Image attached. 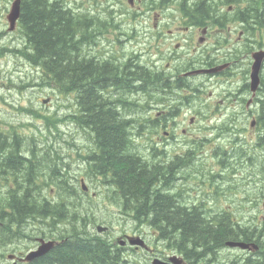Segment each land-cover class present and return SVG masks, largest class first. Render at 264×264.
Returning a JSON list of instances; mask_svg holds the SVG:
<instances>
[{"label":"trees","instance_id":"16d2710c","mask_svg":"<svg viewBox=\"0 0 264 264\" xmlns=\"http://www.w3.org/2000/svg\"><path fill=\"white\" fill-rule=\"evenodd\" d=\"M61 1L63 0H21V15L19 21L23 27V46H27L30 52L22 50L19 52L25 61L42 72L44 80H50L56 84L60 92H78V98L81 104L75 102L74 110L82 106L85 110V115L80 117L79 120L83 123H80L82 128H77V130L71 134L70 140L76 135H80L82 137V142H85L90 148L88 149V155L76 156L75 160L71 159L70 155L68 157L70 163L57 161V155L52 151L56 142L55 140L60 137V135H57L59 127H57L56 123L59 121H70L71 118H73L75 125L79 127L78 119L74 116L69 118L61 116L60 118H53L52 121H45L43 134L47 140L49 136L52 135L51 132H55L56 134H53V137L50 138V143H52V145L43 151L37 149V145L35 144L41 143L35 137L33 138L32 135L24 139L27 143L32 144V146L27 145L21 147L19 142L7 145L8 142H6V139L3 137L4 135L0 134V155L5 154L4 162L7 161L9 167L17 173L22 174V181L24 178L29 177L26 179L25 185L30 189L19 190L16 178L10 174L12 170L8 171L10 173L3 171L2 175L8 176V179L0 181V184H2V186L6 185V192L10 193V195L7 194L9 198L6 196L4 198L5 205L8 206L7 209L3 208L0 201V232L4 235H8L12 227H18L20 229L26 220L30 218L32 220L36 218L57 219L60 224H62L61 226L63 229L66 228V226L68 227L69 223H62V221L58 219L63 214H61L62 212L59 213L56 211L57 206H59L56 204V201H47L45 198H42L43 200L40 204L39 199L36 201L33 200L32 193L36 190L52 189L57 196V200H59L60 195L58 191L61 189V191L64 192V190L62 189L63 186L61 188H58V186L65 185L66 183L71 192L75 193L77 189L81 191L80 184L78 187H73L69 184L67 178V173L72 170L71 163L76 162L77 165L83 167L82 177H86L87 180L91 179L87 178L88 176L92 178H101L99 184L102 180V183L106 186V190L110 193V200H112L114 196L120 201L123 199L126 206L129 207L124 208L128 210V214L132 212L131 217L138 225L145 224L150 227L154 233L157 234V240L163 241L167 248L175 250L177 254H183L186 260L189 259L192 262H204L206 264H223V260L218 258L220 257V251L224 248L223 243L229 239L232 242L242 241L255 245L260 239L261 244H264V222H262L261 225L251 221L243 223L238 220V217H236L233 211L226 210L228 213L226 216L223 215L224 213L222 212L212 214L211 212L213 211L205 210L198 205L196 208L194 207L196 206L195 203H193L194 206H191L189 210H186V208L181 205L180 202H183L181 193L179 192L181 190L177 188L170 189V187L174 185L173 180L183 179L185 180L183 184H188L200 178L192 174V169L195 168H192V165L190 166V164H193L191 153L185 156H173V159L171 157L162 156L157 161L156 159L148 161L149 159L143 156L140 147L138 145L135 146L133 139L130 137L128 131L130 128L129 126L138 128V132L136 133L138 136L142 134L146 128L153 129L157 124L166 126L167 128L168 117L171 118L173 122L174 118L177 116L178 110H169L164 115L160 113L156 117L139 115V109H144L146 106L149 107V104L156 102L155 96L169 98L173 95L170 99V101L174 102L172 105L176 104L189 107H193V98H199V96L180 95L178 91H176L179 89L146 87L147 81H145L140 74V67L136 61V65L132 70L129 68V65H120L119 67L118 65L120 63L114 64L116 67L102 63L92 64L90 59H87L81 54V46L91 45V39L87 37L80 38L79 43L76 40V35L71 36L68 42H65L63 39L66 33L71 32V29H69V25H71L70 19L75 16H72L69 13L70 11H65V8L60 9V6L58 11H55L54 8H57L56 3L60 4ZM167 1L168 0H159L157 4L152 5H155L157 8ZM47 2L52 5L51 9L49 7L47 8ZM207 2L203 1L202 3L194 5L193 14H188L187 18L193 20L194 15L200 13L199 15L202 16L204 21L210 20L218 27L223 26L227 18H221L218 10L216 17L211 19L206 18L204 10L198 11V6L201 4L205 6ZM34 6L37 8L34 9ZM147 6L150 7L151 5ZM246 13V10H243L240 16ZM63 15L64 17H70L68 20L69 22H63L62 24L59 19ZM254 15L256 16V20L257 18L261 20L259 17L260 13L255 12ZM132 17L133 16H131V18ZM39 19L41 20L40 28H46L45 32L34 31L33 22ZM43 19L47 20L50 26H44ZM75 22L76 20H74V24ZM88 25L89 21L85 20V22L82 23V31L89 33L91 30ZM28 26H31L33 29L29 30ZM47 48H50V50ZM2 50L5 51L6 49L2 48ZM71 50H74L73 52H77L80 55L82 68L74 64H71L72 69H69L70 66H64L63 60L72 52ZM8 51L10 52V49H8ZM32 51L33 54H31ZM46 51L49 52L48 56L45 53ZM56 51L57 53L54 56V52ZM49 56L54 59L48 61L46 57ZM128 63L131 64L132 68L134 62L128 61ZM58 68L63 71H58ZM66 69L72 73L70 76L64 72ZM107 75L110 76V80L107 79ZM118 84L122 86L123 89L118 91L120 95H118L114 101L125 103L128 99H124L123 95H126L128 92H143L146 97L144 105L139 101H132L130 103V105L133 106V110L127 114L132 117L139 115L140 119L132 121L134 125L130 124L132 118H129L128 115L118 114L116 111L118 106L114 101H110L113 100V94H119L113 91L114 87L119 88ZM67 87L69 89H67ZM104 95L110 99H101ZM159 104L163 105L162 102ZM141 106L144 107L141 108ZM124 109L129 110L127 106H125ZM117 115L121 117L126 116L127 119L122 117L119 121H112L113 116ZM33 117L35 119H40L39 116ZM50 124L51 127L49 126ZM142 124H145L147 127L144 128ZM222 136L231 138L232 135L224 134ZM157 140L158 137L151 143H146L151 157L156 153L158 156L160 152ZM201 143L202 142H193L192 144L194 145L191 147H199ZM1 146L3 149H1ZM235 146L236 145L232 148H223L219 144H215L213 147V155L222 162V166L226 170L230 168L237 169V166L243 167L244 160L247 161L250 166L254 167L253 165L257 162L255 155L247 153L243 148L232 154L231 152L236 148ZM135 148L139 150H135ZM186 151L189 150L186 149ZM261 154L264 160V151ZM15 155H18V162L13 159ZM140 161L145 162V167L138 165ZM180 161H185L188 166H183ZM0 162L3 161L0 160ZM39 163L41 165L44 164V170L40 171L38 169V172L37 168ZM56 163L60 164L61 167L57 168ZM86 165L87 169H85ZM3 166L5 165L3 164ZM3 166L0 164V168ZM146 169H150V172ZM188 169H191L192 172L188 173ZM63 170H66V172L62 175ZM45 172L49 173L50 177H46ZM260 172L262 177L261 180L264 185V162L261 164ZM60 176L65 179V182L60 183L58 181ZM213 178L212 176L211 182H214L215 179ZM163 182H166L165 186H163ZM188 186L185 185V188ZM155 190L159 192L157 193ZM127 197L130 198L132 201L131 203L126 199ZM91 215H94L92 211L85 212V216ZM202 215L207 217L208 221L202 219ZM12 216H16V218ZM26 217L29 218L26 219ZM255 218L257 219V215ZM214 219H216L215 223L211 221ZM57 220H55V222ZM79 226L85 228L83 224H79ZM67 231L69 233L61 237L62 240L66 239L64 244L53 249L49 254L36 258L30 264H61V261L64 260L62 264H76V261L84 260L81 258L83 253L84 256L89 257L90 264H100L95 263V260L96 262H101V264H115L117 262L110 257L115 256L118 251L110 255L112 253H107L105 246L101 243V241H104L106 243L105 245L108 247L107 250H109L112 246L111 241L96 236L93 239L85 238L89 245L88 247H85L82 243H74L72 245L73 237L70 236L69 229ZM27 237L30 238L31 235H27ZM8 238L9 237H7L6 240L10 239ZM237 259L239 258H233L230 264H259L258 262L260 260V258L256 259L255 255H251L245 259L243 258L240 262H238Z\"/></svg>","mask_w":264,"mask_h":264},{"label":"rangeland","instance_id":"374dc122","mask_svg":"<svg viewBox=\"0 0 264 264\" xmlns=\"http://www.w3.org/2000/svg\"><path fill=\"white\" fill-rule=\"evenodd\" d=\"M13 1L14 0H10V2H13ZM72 1H75V0H72ZM77 1L80 7L76 6V4L71 3V6L73 7L76 6L74 9L75 12L77 11L78 13L85 15V16L90 15L98 23L101 22V23L107 24V27L111 28L113 26L117 28L119 30L120 35H123V33L128 35L134 43L143 42L148 45V47L150 48V56H147L145 53H140V52L135 54L134 57L131 54L128 55L129 58H133L134 61H137V64L140 66L142 64L149 66L150 65L149 61L151 60L158 63L159 60L164 59V63L167 62V60L170 58V55L172 56L170 52L173 51L175 53L176 49L178 48V42L180 41V39L184 38L183 34L187 27V22H186L187 12L186 11L193 13L194 8H191V6L194 7V5L201 3L200 0H196L195 2H193L192 0H168V2H166L165 4L160 5L155 10L148 12L143 16H134L127 9L126 6L123 8L120 0H107L108 2L107 7L101 6L96 9L93 6H90V7L81 6L82 0H77ZM59 5L60 4L56 3L57 8H54L55 11H58ZM48 7L51 9L52 5L47 2V8ZM77 7H79L78 10H77ZM213 7H214V2H208L207 5L205 6L203 4L198 6L200 10H204L207 13V18L211 16V13H212L211 8ZM33 8L36 9L37 7L34 6ZM81 9L83 10V12L81 11ZM110 10H111V14H110ZM248 15L249 13L243 14V17L246 18ZM260 15H259L260 18H264V15H261V16ZM74 16L76 17V15ZM131 16L133 17L131 18ZM196 16L199 17L200 15L196 14ZM69 18H70L69 16L64 17L63 15L61 16L59 20H61L63 24V22L64 23L68 22ZM79 19L82 22V17H79ZM43 20H44V26L45 25L50 26L47 20L45 19ZM159 23H160L162 30L157 29L156 25ZM33 25H34L33 26L34 31H38V32L46 31V28H43V29L40 28L41 26L40 19L34 21ZM1 26L2 25L0 24V28ZM28 27H29V30L33 29L31 28V26H28ZM69 29H71V32L66 33L63 36V39L65 42H68L71 36H74L76 34L75 32L77 31L74 29V26L72 25H69ZM8 31L9 30H5L3 33H1V36H0V48L5 47V44L8 45V49L10 48V56H11V57L9 56V51L6 48H5L6 49L5 51H0L2 52V55H3V56H0V82H1L0 83V123H1L0 134L4 135L3 137L6 139V142H8L7 145L13 144L15 142H19L21 147L32 145V144L27 143L24 140L25 136L32 135L33 138L35 137L41 143V144H35L37 145V149L40 151H43L46 148H48L50 145H52V143H50V138L53 137V134H56V133L52 132V135L49 136L47 140V138L43 134L44 131L38 128L36 122L33 119H31V116H34V115L26 116L25 113L23 112L24 102L20 99L21 92L17 90H13L11 84L9 83L12 82L14 85L18 87H22V84H24L22 82L23 77L21 76L22 67L25 64L29 65L33 73L39 79L45 82L47 81L44 80L42 73L40 72L38 68L29 64L27 61H25L21 57V54L19 52L20 50L30 52V49L27 46H23L24 36H23L21 28L19 27L18 31L16 32L13 31V33L8 32ZM76 40L80 41V37L77 38L76 36ZM122 40L123 42H126L125 39H122ZM92 41H91L92 45L81 46V54L84 57H86L87 59H95L98 62L107 63V64L122 63L121 57L124 56L123 54L125 53V51L119 50V44L117 43L109 44V43H106L105 41L103 42L101 41L98 35L96 36L95 39L92 38ZM175 43H176V46H175ZM123 47H126V46L124 45ZM47 49L50 50V48H47ZM71 51L72 52H70L67 55L66 59L63 60L64 66L65 67L70 66L69 69H72L71 64H74V65H77L79 68H82L80 55L77 52H73L74 50H71ZM103 52H110L116 58L114 60L109 59L110 60L109 61L108 59L105 58V56L102 55V54H105ZM45 53L48 56L49 52L46 51ZM56 53L57 51L54 52V56L56 55ZM31 54H33V51ZM51 56L46 57V59L48 61H52V59L54 58H52ZM95 60H91V63L92 64L98 63ZM201 60H207L208 62L215 61L214 62L215 64H222L224 62H227L229 65L226 68V70L215 76V78L217 79H227V80L235 77L239 72H241L242 68L247 63V59L244 56H240V55L233 54V53H219L216 55H209L208 57L204 59H199V58L190 59L188 61V64L192 65L193 63H199ZM32 64H35V63H32ZM135 65L136 63L132 64V69L134 68ZM177 67L181 70L184 69L186 67V61L177 63ZM57 70L63 71L60 68H58ZM64 72L68 76L72 74L67 69L64 70ZM143 74H144V69H143ZM144 75L147 76L146 74ZM107 76H108L107 79L110 80V76L109 75ZM148 76L152 77L156 75L148 74ZM51 91L56 93V91L54 90H51ZM113 91H116V88H114ZM64 94H71V93H64ZM47 97H51L54 99L50 104V106H53V109L51 110H50V106L47 103H45V100H44ZM54 97H55V94L47 95V96L36 95L32 97H31V94H28V102L33 104L38 110V113L43 116L60 117V114H58L56 110H59L60 113H64L65 115L68 111L75 109V101L64 103L60 106V102H58V100H56ZM143 97H144V93H138L137 96L123 95L124 99H128L131 102L132 101L136 102L142 99ZM248 98H249L248 95H246L245 93L243 95H240L239 97H236L235 95H233L231 98L227 100V107H225L226 115L222 123L223 129L217 133V131L213 127H211L212 134L210 137V141H212V143L207 147L205 153L212 150V147L215 144L226 146V148H232L234 145H236L235 146L236 148L232 150L231 152L232 154H234L237 150L241 149L243 145H245L250 149L252 153H254L257 156L256 158L257 162L255 164V167L250 166V164L244 160L243 167L237 166L236 167L237 169L230 168L226 170L223 168L222 163L220 162L219 159H217L216 156L212 155L210 157L204 158V161L201 162V163H205L204 166L202 165L203 175L206 176V171H207V174L208 172L211 171V176H213L214 177L213 179H215L216 181L214 183L213 182L210 183L208 181V184H207L208 189H211V192H212V188L217 183V187H219V191L216 192L214 196L211 197L210 195L207 199H203V202L199 207H204V204H205V206L208 205L205 207L207 210L213 211L211 212L212 214L222 212L224 213L223 215H226V216L228 215L226 210L233 211L235 212L236 217H238V220H240L241 222L247 223L251 221L258 225H261L263 222L262 217L264 213L258 210V208H256V204L262 208L261 206L262 201H261V198H259L258 192L257 191L255 192L253 185L256 184L254 183V181L257 182L256 176H258V170L260 171L259 168L263 161L260 159L263 158L262 157L263 155L261 153L264 151V139L260 137H259L260 139H258V136L259 134H261V136L264 137V134L261 132L256 133V134L253 133L255 129L248 127V124L246 126L244 124V126L246 127V130L242 133L240 132L241 127H242V122L245 123V120L249 119L248 116H246L244 119L242 118L243 110H244V107L246 106L245 105L246 99ZM63 102L64 101L62 100V103ZM218 103L219 105H222L223 102L219 101ZM12 106L14 107L15 110L11 111L10 107ZM125 106H127L130 111L133 110V106H131L130 103H125L124 105L117 108V113L118 114L120 113L121 115H127L126 113L127 110L124 109ZM211 109L212 108H209V111H211ZM151 110H152V113L162 112L161 108L159 107L149 108L146 106L145 112H141L139 115L141 116L146 115L148 114V112H150V115H152ZM247 110L249 109L247 108ZM165 113H163V115ZM122 117H125V116H122ZM122 117L120 115L113 116L112 121L114 122H116L117 120L119 121L122 119ZM185 118H188V117H185ZM185 118L181 117L178 120L177 125L173 126L172 119L168 117V121H167L168 128H166V126H162L158 124L154 126L153 129L149 128L151 135H150V140H148L147 143H151L154 139H156L160 135H163V132L167 131L169 133L168 135H173V137L171 138L168 136L166 137V139H164L170 142L165 147L171 146L174 148L175 150L174 152L181 153V154L184 153V151L180 149L181 143L190 144L191 142L186 143V141H188L191 138L195 139V137H196L195 140L197 141L201 139L200 138L201 135L205 133L201 125V123L204 121L203 119V120L196 121L192 125L191 132L193 133V136H191V134L180 135L182 129L179 127V123L181 124ZM198 118L200 119L201 117H198ZM189 121L191 122V119ZM57 124H62L60 125L61 127L60 131L57 133V135H60V138L55 140L56 142L53 146L52 151L56 153L58 162L69 163L68 155L72 154L71 158L74 159L75 155L78 156L79 153L84 152V150L82 149V146L84 145L87 146V144L85 142H82V137L80 135H76L72 140H70L72 132L67 128L68 124L66 121L65 122L59 121L57 122ZM81 124L83 123L81 122ZM185 124L186 125H183L182 128L187 127L188 125L187 119L185 121ZM75 127L76 126H73L70 129H74ZM156 127H158L157 136H155V130H154V128ZM38 132H41L42 134H38ZM131 132H132L131 137L134 141L135 146L138 145L141 148L142 143H141L140 136L136 135V133L138 132V128L133 126L131 129ZM217 134L219 135L220 134L222 135L231 134L232 136L231 138H226V136H222L221 138L217 139L216 138ZM200 142H202V140ZM145 146L147 145L145 144ZM141 151L143 155H148V159L149 161H151L152 157L150 156L149 149L147 148V150H141ZM20 152H21V149H20ZM0 156H2L0 157V160L3 161V162H0V164L5 165L0 169V181L8 179V176H4L1 174L3 171L8 172L12 170V173L10 172L8 173H10L12 176L16 178L17 183H18V189L19 190H30L29 187L25 185V181L29 177L24 178L22 181V178H21L22 174L17 173L15 170L9 167L7 164V161L4 162L5 154H2ZM17 156L18 155H15L13 159H15L18 162ZM56 164H57V168L61 167L60 164L58 163ZM138 165L145 167L146 164L145 162L140 161ZM38 169L40 171L44 170V164L41 165L39 163L38 168H37V171L39 172ZM146 170L150 172V169H146ZM65 172L66 170H63L62 175ZM187 172L190 173L192 172V170L188 169ZM195 173L196 172H192V174L194 175ZM67 175L68 176L72 175L71 177H73L74 179H77V174L74 170L69 171ZM203 175L200 174L196 176L202 177L203 179ZM45 176L50 177V174L45 172ZM219 176L221 177L222 180L218 179ZM58 181L60 183L65 182V179L61 178L60 176ZM173 181H174L173 182L174 185L170 188L171 189L177 188L178 190H181L179 192L181 193L183 202H180V203L183 207L186 208V210H189L191 206H194L193 203H196V201H199L201 199L200 190L198 188V186L200 185L199 178L192 184V186L183 184L185 183V180L183 179L173 180ZM179 181L181 183H179ZM68 182H69V178H68ZM197 182H199V185L194 186L195 184H197ZM88 183H89L90 189L93 191V193H95V198H91L83 194L81 191H79V189H77L75 193L71 192V190L68 188L67 183L65 185L58 186V188H61L63 186L62 189L64 190V192L61 191V189L58 191L60 195L59 200H57V196L56 194H54V191L52 189L36 190L32 193L33 200L36 201L39 199L40 204H41V201L43 200L42 198H45L47 201L48 200L56 201V204L59 205L57 206L56 211L59 213L62 212L61 214H63L58 219H60L62 223H69L68 229L70 231V236L73 237L72 245L74 243H82L83 245H85V247H88L89 245L87 244L85 240L88 234H91L92 236H99L103 239H106L107 241L109 240L112 241L114 240L116 236H121L123 234L134 235L133 233L130 234V232H137V233H142L140 236H142L146 240L147 244L150 243L151 245L150 247L153 250L159 251V250H162L163 248H167L166 244L163 241L157 240L156 234L150 227H148L145 224L138 225L132 219L131 217L132 212L128 214V210L124 208L127 206L123 199L120 201L118 198L114 196V198L109 203L108 200L104 198L105 196L103 195V193L100 192L101 185L99 184L98 181L89 179ZM165 183L166 182H163V186H165ZM69 184L73 187L79 186L71 182H69ZM185 185H187L188 187L185 188ZM1 186L2 184H0V201L2 205L6 206L4 202L5 196L8 197L6 195V187H5L6 185L2 187ZM156 190L155 192L158 193L159 191H156ZM188 190L191 191V198H189V196L186 193V191ZM219 192L220 194L218 195ZM7 194L10 195V193H7ZM126 199L129 200V203L132 202L130 198L128 197ZM91 201L92 203L90 205L89 203ZM108 204H110V206H107ZM85 207L87 208V210H91L92 214L94 215L85 216V212L87 211L85 210ZM194 207L197 208V206H194ZM256 215H257V219L255 218ZM12 217L16 218V216H12ZM28 218L29 217H26V219ZM201 218L208 221L207 217L203 215L201 216ZM211 221L215 223L216 219L211 220ZM79 224H83L86 227L79 230L77 228ZM61 225L62 224H57V225L50 227L47 224V219H43L42 222L41 221L36 222L35 220L33 221L30 218L26 220V222L21 226L20 229L18 227L17 228L12 227L11 232L8 235H4L0 232V237H4L5 239L9 237L10 239L9 238L8 239L9 241H11L10 247H6V245L5 246L0 245V264H10V262H8V259H7L8 256H16V259H17L16 261L18 263L22 262L23 253H26L28 250L37 251L38 248L41 247V244L39 242L34 243L35 242L34 238L43 237V236H46L47 238H55L54 232H57L63 229ZM99 225L108 227L110 231L102 235L97 234L96 231H98L97 229ZM53 228H55L56 230ZM45 230L50 231V232L48 234H40V232H43ZM78 232H81V233H78ZM62 233L61 234L65 236L69 232L66 231L65 233L63 231ZM27 235H31V237L28 238ZM227 242H230V239L226 240L223 243L224 246H226ZM25 246H30L31 248L27 249ZM224 249H228V248L225 247ZM232 251L234 253H237L234 250ZM106 252L109 254L112 253V252H109L107 249H106ZM238 253H240V251ZM110 255H113V253ZM140 257H141L140 255L136 257L138 264H146V262L143 260L144 258L142 257L140 258ZM81 258H83L84 260L76 261V264H82V263L90 264L89 257L84 256V253L82 254ZM243 258L245 257H240L239 259H237V261L240 262L241 259ZM218 259H225L223 260V262H225L226 264H230L233 261V256H231L229 253H228V256H223V253H222ZM64 261H61V264ZM94 262L101 264V262H96V261Z\"/></svg>","mask_w":264,"mask_h":264},{"label":"bare ground","instance_id":"6f19581e","mask_svg":"<svg viewBox=\"0 0 264 264\" xmlns=\"http://www.w3.org/2000/svg\"><path fill=\"white\" fill-rule=\"evenodd\" d=\"M68 1V4H69V6H71V3H73V4H77V0H75V1H72V0H67ZM18 2H19V12H18V18H17V21H16V24H15V26L13 27V28H11L8 32H11V33H13V31H14V29L17 27V23L19 22L20 23V15H21V0H18ZM168 2V1H167ZM242 2H243V0H223V1H220V2H217V3H214V10H218L217 8H218V6L219 5H222V4H235V5H238V6H242ZM256 2L257 1H249V4L247 3V5L245 6V8L244 9H246L247 7L248 8H251V6L252 5H255L256 6ZM202 3V2H201ZM84 4V3H83ZM216 4V5H215ZM107 5V2L105 3V5H103L104 7H107L106 6ZM77 6V5H76ZM76 6H74V7H65V9H66V11L67 12H69L72 16H74V15H76L77 14V11L75 12L74 11V9H75V7ZM256 7H258V6H256ZM198 9V11L200 10L199 8H197ZM243 9V10H244ZM64 10V9H63ZM182 10V9H181ZM183 11V10H182ZM196 11V10H195ZM184 12V11H183ZM186 12H188V11H186ZM110 14H111V10H110ZM193 14V13H192ZM200 14V13H199ZM204 14L206 15V18H207V13L204 11ZM203 14V15H204ZM191 15V14H190ZM110 16V15H109ZM238 21H240V20H238ZM249 22H252V21H249ZM243 23V22H242ZM247 22H244V24H246ZM253 24V23H252ZM19 27L21 28V30H22V32H23V27L21 26V23H20V25H19ZM261 28H264L263 26H260ZM6 34H8V33H6ZM183 34V33H182ZM2 48H6V49H8V45H6L5 44V47H1L0 48V51H4V50H2ZM10 49V48H9ZM9 56H10V52H9ZM11 57V56H10ZM90 60H95V59H90ZM95 61H97V60H95ZM98 62V61H97ZM98 63H101V62H98ZM102 64H106V65H114V64H107V63H102ZM120 65H122V63L121 64H119L118 66L120 67ZM189 65V64H188ZM229 65V64H228ZM140 68H141V66L140 65H138ZM129 68L132 70V68H131V66L129 65ZM130 70V71H131ZM41 72V71H40ZM211 73H214V71H210ZM42 73V72H41ZM49 73V72H48ZM52 74V73H51ZM22 77H23V80H22V82L24 83V84H22V87H18V86H16V85H14L12 82L11 83H9V84H11V86H12V88H13V90H17V91H20L21 93H20V99L24 102V106H23V112L25 113V115L26 116H29V115H34V116H43V115H40L39 113H38V110L36 109V107L33 105V104H31L30 102H28V94H31V97L32 96H36V95H43V96H47V95H53V94H55V99L56 100H58V102H60V106L62 105V104H64V103H66V101H65V97H64V93H74V92H63V91H59L58 89H57V85L56 84H54L53 82H51L50 80L48 81V80H46L47 82H45V81H43V80H41V79H39L34 73H33V71H32V69L29 67V65L28 64H25L23 67H22V75H21ZM43 76V75H42ZM215 77V76H214ZM1 83V82H0ZM118 86H119V84H118ZM114 88H116V93H119L118 91H120V90H122L123 89V87L122 86H119V88H117V87H114ZM51 90H54V91H56V93L55 92H53V91H51ZM58 90V91H57ZM106 93H110V92H106ZM141 93H143V92H141ZM104 94V93H103ZM118 95H120V93L119 94H113V100H110L111 102H113L116 98H117V96ZM126 95H135V96H137L138 95V93L137 92H134V93H126ZM233 96V94H229V97H228V99L229 98H231ZM103 99H110V98H108V97H106V95H104L103 97H102ZM101 98V99H102ZM141 98V97H140ZM227 99V100H228ZM45 100V103H47L49 106H50V104H51V102L54 100L53 98H51V97H47L46 99H44ZM62 100L64 101L63 103H62ZM115 103H116V105L118 106V107H120V106H122V105H124L125 103H131V101H129V100H127L125 103H122L121 101H114ZM246 103H247V100H246ZM246 103H245V105H246ZM144 106H141V108H143ZM225 107H227V102H226V104H225ZM10 109H11V111L12 110H15L14 109V107L12 106V107H10ZM51 109H53V106H50V110ZM55 109V108H54ZM29 110V112H30V114H29V112L28 113H26V111H28ZM56 110V109H55ZM70 110V109H69ZM33 111V112H32ZM117 111V110H116ZM56 112L58 113V114H60V116H65L64 115V113H60L59 112V110H56ZM139 112L141 113V112H145V108L144 109H139ZM146 115H150V113H148V114H146ZM152 116V115H151ZM124 118V117H123ZM139 117H133L132 119H131V121H134L135 119H138ZM78 119V118H77ZM186 119L188 120V125H187V127L186 128H182V126L183 125H186L185 124V121H186ZM191 118H185L184 119V121H182V123L180 124L179 123V127L182 129L181 130V134L180 135H187V134H191V136H193V133L191 132V127H192V125L196 122V121H199V120H203L204 118H200V119H198V118H196V119H191V122L189 121ZM140 120V119H139ZM67 122V124H68V126H67V128L73 133V132H75L76 130H77V128H82L81 127V124H80V121L78 120V125H79V127H77L76 125H75V123L74 122H71V121H66ZM133 124V123H132ZM56 125H57V127H59V131H60V129H61V127H60V125H62V124H57L56 123ZM134 125V124H133ZM201 125H202V129H204V134H202L201 135V139H199V140H197V141H193V142H200L201 140H202V143H201V145L199 146V147H191L190 146V144H183V143H181V145H180V149H182L183 151H184V153H177L176 155L177 156H180V155H183V156H185V155H189V153H191L192 155H191V158H193V164L194 163H196V162H198V163H201V162H203L204 161V158H207V157H210V156H212L213 155V147H212V150H210V151H208L207 153H205V151H206V149H207V147L212 143V141H210V137H211V127H212V125L209 123V121H207L206 119H204V121L201 123ZM50 127H51V124L49 125ZM73 126H76L74 129H70L71 127H73ZM142 126H144V128H146L147 126L145 125V124H142ZM167 128H168V126H167ZM10 129V128H9ZM154 130H155V136H157V134H158V128H154ZM50 132H51V129H50ZM209 132V133H208ZM39 134H42L41 132H38ZM52 133V132H51ZM22 134V133H21ZM150 131H149V128H146L145 129V131L142 133V134H139V136H140V139H141V150H147V146H145V144L148 142V140H150ZM30 136V135H29ZM29 136H25V138L26 137H29ZM60 138V137H59ZM58 138V139H59ZM216 138L218 139V138H220V136H216ZM10 139V138H9ZM195 139H196V137H195ZM192 142V143H193ZM12 145V144H11ZM192 145H194V144H192ZM32 146V145H31ZM1 149H3V147L1 146ZM4 149H5V146H4ZM82 149L84 150V152H82V153H79V155L78 156H83V155H88V149H89V147H87L86 145H84L83 147H82ZM180 149H178V150H180ZM186 149L187 150H189V151H191V152H189V151H186ZM70 155H72V154H69L68 156H70ZM77 156V157H78ZM144 157H146L147 159H148V155H143ZM162 156H165V157H171V155H167V154H164V153H159L158 154V156H157V153L152 157V159H151V161L152 160H154V159H156V161L158 160V159H160ZM4 157V156H3ZM5 158V157H4ZM149 161V160H148ZM221 162V161H220ZM69 163H70V161H69ZM222 163V162H221ZM201 164H205V163H201ZM71 165H72V170H74L75 172H76V174H77V179H79V178H84V179H86V177H82V169H83V167H81V165H77V163L75 162V163H71ZM2 166H3V164H2ZM1 169V168H0ZM85 169H87V165H86V167H85ZM3 173V172H2ZM1 173V174H2ZM202 175H203V173H201ZM72 176V175H71ZM71 176H68V178H69V182H73L74 184L75 183H77V179H74L73 177H71ZM87 178H91L92 180H94V181H98V182H100V179L101 178H99V177H96V178H92V177H90V176H88ZM218 179H220V180H222L221 179V177L219 176V178ZM87 180V179H86ZM199 180L200 181H207V183H208V181L211 183V181L210 180H212V176H211V171L210 172H208V174H207V171H206V176H204L203 177V179H202V177H200L199 178ZM88 181V180H87ZM196 181V180H195ZM195 181H191V182H189L187 185H192ZM214 182H216L215 180H214ZM213 182V183H214ZM179 183H181L180 181H179ZM254 183H256L255 181H254ZM100 185H101V188H100V192L101 193H103V195L105 196V198H107V200L108 201H111L110 199H109V197H110V193L106 190V186L102 183V180H101V183H100ZM215 187V188H214ZM213 188H212V192L214 193V195L216 194V192H218L219 191V187H217V183L215 184V186H214ZM171 189V188H170ZM220 194V192L218 193V195ZM6 195H7V192H6ZM216 199V198H215ZM202 202H203V198H201L199 201H196V206L198 205V206H200L201 204H202ZM3 206V208L4 209H7V207L8 206H4V205H2ZM206 206H208V205H206ZM205 204H204V209L205 210H207L205 207ZM6 211V210H5ZM7 212V211H6ZM41 221L42 222V220L43 219H39V218H36V219H33V221ZM262 221L264 222V214H263V217H262ZM47 224L50 226V227H52V226H54V225H57V224H60V222H59V220H57L55 223H54V220L53 219H51V218H48L47 219ZM55 227H57V226H55ZM86 227V226H85ZM77 228L79 229V230H81L83 227H80V226H77ZM105 228L107 229V230H105V231H103V232H101V234H106V233H108V227H106L105 226ZM53 229H55V228H53ZM56 230V229H55ZM54 230V231H55ZM68 230V227L66 226V228H65V230H60V231H57V232H54V237L55 238H47L46 236H43V237H36V238H34V241L36 242H39L40 244H41V248H42V251L44 250V248L47 250L46 251V254H49L53 249H55V248H58L59 246H61L62 244H64L65 242H66V239H64V240H62L61 239V237L63 236L62 234V232L63 231H67ZM42 231V230H41ZM46 232V233H45ZM50 231H43V232H40V234H48ZM97 232V231H96ZM62 233V234H61ZM66 233V232H65ZM79 233H81V232H79ZM98 233V232H97ZM156 234V233H155ZM82 235H83V233H82ZM85 235V234H84ZM138 235V234H137ZM96 236H92L91 234H88V236L86 237V238H89V239H93V238H95ZM131 237V236H130ZM136 238H134L133 240H131L129 243H128V245L129 246H131V247H137L138 249H143V250H146V249H148V245H146L147 243L143 240L144 238L142 237V236H135ZM156 237H157V234H156ZM27 241V240H26ZM240 243H245V242H242V241H240V242H232V241H230V242H227L226 243V248H228L227 250L229 251V253L230 252H232V250H229V249H236V250H234L235 252H237V251H243V250H248V249H250V248H248V249H242V248H240V246H238V245H236V244H240ZM233 244V245H232ZM246 245H249V246H252V245H255V244H253V243H245ZM151 248V247H150ZM39 249V248H38ZM32 250V249H31ZM147 251V250H146ZM225 251L226 250H224L222 253L224 254L225 253ZM32 252H34V251H27L26 253H23V255H22V257H24V256H28L29 254H31ZM221 252V251H220ZM253 255V254H252ZM138 255H136V257H137ZM140 256L142 257V258H144L143 260L146 262V264H184V262L182 263V259H179V258H175V259H173L172 258V260H170V261H168V262H163V261H161V260H159V259H157V258H155V257H153V256H150L149 258L150 259H148L147 258V256H146V254H140ZM248 256H251V254H243V255H237V257H245V258H247ZM135 257V258H136ZM140 257V258H141ZM244 258V259H245ZM258 258V257H257ZM7 259H8V261L10 260V259H12V256H8L7 257ZM20 259H21V257H20ZM92 259V258H91ZM96 261V260H95ZM136 263L138 264V261H137V258H136Z\"/></svg>","mask_w":264,"mask_h":264},{"label":"flooded vegetation","instance_id":"af4514ba","mask_svg":"<svg viewBox=\"0 0 264 264\" xmlns=\"http://www.w3.org/2000/svg\"><path fill=\"white\" fill-rule=\"evenodd\" d=\"M192 1L195 2L196 0H192ZM249 1L250 0H243L241 7L244 9L245 6L247 5V3L249 4ZM253 1H257L256 2V6H258V7H256L255 5H252L251 8L247 7L246 9H244V10H246L247 13H249V15L246 18H244L243 15H242L239 18V20L241 22H243V23L247 22L245 25H249V26H251L253 28L260 27V26L264 27V18H261V20L257 18V20H256V18H255L256 16L254 15L255 12H258L261 15H264V0H253ZM5 2H10V0H0V7H1L0 18H3L4 14H5V7H4V3ZM81 4H82L81 6H84V4L82 2H81ZM107 4H108V2H107ZM76 5L80 7V5L78 3ZM59 6H60V9L65 8V7H73V6H69L67 0L61 1ZM79 7H77V10H78ZM243 9H241V10L243 11ZM211 10H212V13H211V16L209 15L210 16L209 19H211L213 17H216V15H217V10H214V7L211 8ZM81 11L83 12L82 9H81ZM79 17H82V22L80 21ZM74 20H76L75 24H74ZM85 20L89 21V25H88L89 28L93 27L96 23H98L92 16H90V15L85 16V15H82V14H80L78 12L76 14V17L70 19L71 25L74 26L75 30H77L75 32L76 34L74 33L77 36V38L81 37V35L83 33V31H82V29H83L82 28V23L85 22ZM249 21H252L251 23H253V24H251ZM19 25H20V23L18 22L17 23V27L14 29V32L18 31ZM261 35H262V33H260V36ZM78 43H79V41H78ZM123 45H125V44H123ZM175 46H176V43H175ZM170 54L173 55L175 53L173 51H171ZM170 57H171V55H170ZM214 62L215 61L208 62L207 60H201L199 63H193L192 65H189V68L191 70H194V71H204V72H207V73H209V74H211L213 76H216V75L224 72L226 70V68L228 67V63L227 62H224L222 64H215ZM136 63H137V61H136ZM158 64L161 65V66L164 65L165 64L164 63V59L159 60ZM112 66L116 67V65H112ZM210 71H214V73H211ZM67 89H69V88L67 87ZM163 89H169V88L167 86H163ZM259 91L261 92L262 97L246 99L247 103H246V106L244 107L242 118L244 119L246 116L249 117V114L247 113V107H251V108L255 107L256 111L254 113H252V116H251V118L253 119L252 122H253V124L255 126V130L253 131V133L256 134V133L261 132V133L264 134V85H263L262 88L259 89ZM64 97H65L66 103L75 101V102L81 104L79 102L78 92L71 93V94H64ZM172 97H173V95H171L169 98L162 97V96H155L156 102H153L152 104H149V108L159 107V108H161L162 112H164V113L169 111V110H178L180 112V106L179 105H176V104L172 105L169 102V100ZM145 100H146V97L144 96L142 99H140L138 101L142 102L143 105H144ZM161 102L163 103V105L159 104ZM165 102H168V104L165 103ZM28 112H29V110L26 111V113H28ZM148 113H150V112H148ZM151 113H152V110H151ZM29 114H30V112H29ZM84 115H85V110L81 106L77 110L68 111L66 113V115H65V118H69L71 116H74L75 118H78V120H80V117H82ZM127 115L129 116V114H127ZM225 115H226V112H225V105H224L222 107H219V108L215 109L214 111H212L211 113H209L207 116H205L203 118L206 119L207 121H209V123L212 125V127L218 133V132H220L223 129L222 123H223V119H224ZM134 117H139V115L134 116ZM185 117L186 116H183L182 118H185ZM124 118L127 119L126 116ZM129 118H133V117L129 116ZM188 118L196 119L194 117H188ZM70 121L74 122L73 118H71ZM247 121H248V119L245 120V123L242 122V127H241V130H240L241 133L246 130L245 126L247 125ZM130 124H132V121H131ZM244 124H245V126H244ZM129 127L130 128L128 129V131H129L130 137H131V135H132V132H131L132 127L131 126H129ZM217 136H220V138H221L222 134H220V135L217 134ZM251 137H252V135H251ZM259 137L264 139V137H262L261 134H259L258 139H260ZM131 139H132V137H131ZM190 146H192V142L190 143ZM242 148L245 149L247 151V153L255 155L254 153H252L250 151V149L247 146L243 145L241 147V149ZM135 149L139 150L138 148H135ZM173 155L177 156L176 154H173ZM255 157L257 158L256 155H255ZM171 158L173 159V156H171ZM202 165L203 164L198 163V162H196L194 164H190V166L192 168H195V169H192L193 172H196L195 175H200L201 173H203ZM79 179H81V178H79ZM79 179H77V183H75L76 185H79V184L81 185V182H79L80 181ZM207 184H208L207 181H200V185H199V182H197V184L194 185V186H198L199 185L198 188L200 190V198L207 199L210 195H211V197L214 196V193L211 192V189H208ZM190 190L186 191V193L189 196V198H191V191ZM98 195H100V194H98ZM105 199H107V198H105ZM108 202L110 203V201H108ZM91 203H92V201L89 204L91 205ZM85 210H87L86 207H85ZM90 211L91 210H87L86 212H90ZM108 231H110V229H108ZM124 235L125 236H138L137 234H135V235L124 234ZM143 240L146 242L145 239H143ZM111 242H112V246L110 247V249L108 251L112 252V253L118 251L117 254L115 255V257L114 256L110 257V258H112V259L117 261L115 264H137L136 263V258H135L136 255H140V254H143V253L146 254L148 259H150L149 258L150 256H153V257H155V258H157V259H159V260H161L163 262H168V261L172 260V258L173 259H175V258L181 259L177 255L175 250H171L169 248H163L162 250L156 251V250H153L152 248H150V246H151L150 243L146 244V245H148V249H146L147 250L146 251V250H143V249H138L137 247H131V246L128 245V243L126 245L120 247V246L117 245V243L114 240H112ZM10 243H11V241L6 240L4 237H0V245H2V246L6 245V247H10L11 246ZM101 243H102V245L105 246L106 249H108V247H107V245H105L106 243L104 241H101ZM25 247L27 249L31 248L30 246H25ZM224 248H225V246H224ZM224 248L221 250L220 256H221V254H222V252L224 250H226V251L223 254V256H228L229 251L227 249H224ZM5 250H7V249H5ZM231 250H236V249H231ZM229 254L231 256H233V258H239V257H237V255H235V253L233 251L230 252ZM253 255L256 256V259H257V257L260 258V260L258 262L259 264H264V244H261L260 239H259L258 243H256V250L253 253ZM12 259H13L12 261H14L15 264H27V263H21V262L18 263L16 261L17 260L16 256H12ZM222 260H225V259H222ZM183 262H184V264H206L204 262H192V261H189L188 263H186L185 261H183ZM223 264H226V263L223 262Z\"/></svg>","mask_w":264,"mask_h":264},{"label":"water","instance_id":"95a60500","mask_svg":"<svg viewBox=\"0 0 264 264\" xmlns=\"http://www.w3.org/2000/svg\"><path fill=\"white\" fill-rule=\"evenodd\" d=\"M130 1H132V0H130ZM16 18H18V3L16 4V7H14L11 15L8 16V21L12 25V28H13L14 20ZM252 57L255 60L254 63H253V65H252V68H251V71H252L251 72V79H252V84L251 85L253 86V89H254L258 85V72H259L261 60L264 57V53H254ZM263 207H264V201H263ZM97 230H98V232L101 233V232L105 231L106 228L103 227V226H99ZM236 245L240 246V248H242V249L243 248L244 249L251 248V246L246 245L245 243L244 244L243 243H240V244H236ZM46 251L47 250L45 248L42 251V248L39 247V249L37 251H34L31 254H29L28 256H26L25 257V261H32V260H34L36 258L42 257L43 255L46 254ZM182 263H183V260H182Z\"/></svg>","mask_w":264,"mask_h":264}]
</instances>
